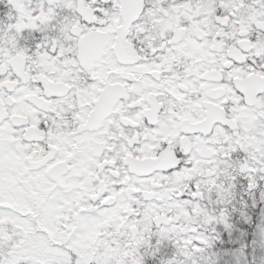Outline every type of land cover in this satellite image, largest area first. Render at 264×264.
<instances>
[{
  "label": "snow or ice",
  "instance_id": "6c2138e0",
  "mask_svg": "<svg viewBox=\"0 0 264 264\" xmlns=\"http://www.w3.org/2000/svg\"><path fill=\"white\" fill-rule=\"evenodd\" d=\"M241 183L264 0H0V264H216Z\"/></svg>",
  "mask_w": 264,
  "mask_h": 264
},
{
  "label": "trees",
  "instance_id": "16d2710c",
  "mask_svg": "<svg viewBox=\"0 0 264 264\" xmlns=\"http://www.w3.org/2000/svg\"><path fill=\"white\" fill-rule=\"evenodd\" d=\"M239 184L229 217L230 228L216 227L211 253L216 264H264V198ZM258 205L259 207L255 206Z\"/></svg>",
  "mask_w": 264,
  "mask_h": 264
}]
</instances>
